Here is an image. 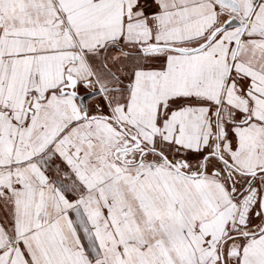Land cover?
I'll return each instance as SVG.
<instances>
[{
    "label": "snow or ice",
    "instance_id": "1",
    "mask_svg": "<svg viewBox=\"0 0 264 264\" xmlns=\"http://www.w3.org/2000/svg\"><path fill=\"white\" fill-rule=\"evenodd\" d=\"M0 264H264V0H0Z\"/></svg>",
    "mask_w": 264,
    "mask_h": 264
}]
</instances>
